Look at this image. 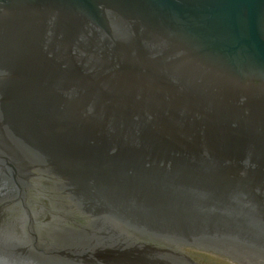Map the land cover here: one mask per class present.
<instances>
[{"label":"water","instance_id":"1","mask_svg":"<svg viewBox=\"0 0 264 264\" xmlns=\"http://www.w3.org/2000/svg\"><path fill=\"white\" fill-rule=\"evenodd\" d=\"M0 264H264V0H0Z\"/></svg>","mask_w":264,"mask_h":264},{"label":"flooded vegetation","instance_id":"2","mask_svg":"<svg viewBox=\"0 0 264 264\" xmlns=\"http://www.w3.org/2000/svg\"><path fill=\"white\" fill-rule=\"evenodd\" d=\"M198 261V260H197Z\"/></svg>","mask_w":264,"mask_h":264}]
</instances>
